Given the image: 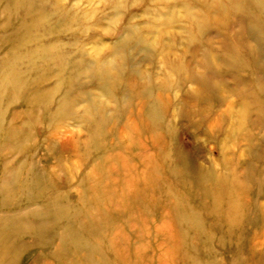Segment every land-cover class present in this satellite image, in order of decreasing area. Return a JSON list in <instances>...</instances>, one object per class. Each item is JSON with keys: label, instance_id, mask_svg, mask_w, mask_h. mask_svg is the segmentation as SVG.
I'll list each match as a JSON object with an SVG mask.
<instances>
[{"label": "rangeland", "instance_id": "rangeland-1", "mask_svg": "<svg viewBox=\"0 0 264 264\" xmlns=\"http://www.w3.org/2000/svg\"><path fill=\"white\" fill-rule=\"evenodd\" d=\"M216 2L0 0V264H264V16Z\"/></svg>", "mask_w": 264, "mask_h": 264}, {"label": "bare ground", "instance_id": "bare-ground-1", "mask_svg": "<svg viewBox=\"0 0 264 264\" xmlns=\"http://www.w3.org/2000/svg\"><path fill=\"white\" fill-rule=\"evenodd\" d=\"M176 1V0H174ZM197 1H200V0H197ZM227 3L225 2H222L221 0L216 2L217 6H216V11L217 13H220L221 15H223L224 17L226 18H229L232 16L233 13L239 11V10H243V11H246V12H256L257 14L259 15H263L264 16V0H227L226 1ZM248 10V11H247ZM188 14V13H187ZM193 20L194 22H197V17H193ZM216 24L218 25H223L224 24V21L222 20L221 18V21L217 20L216 21ZM129 28V27H128ZM130 36V34H128ZM19 57L15 59H12L9 55H7V59L5 60V64H7V66L15 69L14 72H16V75H11V77H4L2 76V78L5 80L4 84L10 86L12 88V90H22L24 91V89H32L33 90V85L32 82L28 81L27 80V75H29V72L31 71V61H29L27 63V66H25L24 68L22 67H19L17 66V63L19 61ZM66 61L62 58H58L56 61H51L52 63V68H57L59 69L61 65H63V63H65ZM46 63V62H45ZM45 63H41L39 64V70L40 72L44 75L45 74V70L44 69H41L40 67H44V64ZM49 64V63H48ZM48 64L46 65L45 68L48 67ZM19 65V63H18ZM34 69H38V68H34ZM102 75H105V79L106 81H109L110 85L112 83H116L118 82V78H117V75L115 73H112L111 70L109 68H106V69H102ZM9 76V75H8ZM3 79H2V82H3ZM103 79V78H102ZM111 80V81H110ZM10 94H13L10 92ZM15 95V94H14ZM10 97V96H9ZM15 98L18 99L21 101L22 104L24 105H27V106H30L33 104V100H32V97L27 94V95H22V96H19V95H15ZM154 105L153 104H149L148 108L149 110H152L154 109ZM107 114V113H106ZM108 116V114H107ZM33 118V117H32ZM101 118V124H107V122L109 121L108 118H104V116H102ZM31 119V118H30ZM29 120V119H28ZM96 123L94 124H91L90 126H92L91 128L93 129V133L96 132V128H95V125ZM15 131L14 128H12L11 126H7V127H3V121L1 122L0 120V157H2V171H0V179H1V182H0V206H7L8 203H9V196H14L16 194V191H12V188L14 187L13 185L15 184L16 180H18L17 178L19 177V169L16 170V163L9 166V167H6V163L5 162V155L3 154V148L4 149H7L9 150L10 152L13 151L11 149H8V148H14L15 145L17 146L16 143L14 142H10V140L12 138H10V133L13 134V132ZM16 132V131H15ZM25 138L28 137V134L27 133H24L23 135ZM96 135L93 134V145L96 144V145H101L98 141H96ZM14 143V144H13ZM18 148V147H17ZM9 152V153H10ZM21 153V152H20ZM16 161V158L14 160V162ZM15 165V166H14ZM13 166V167H12ZM27 173V177L29 178V181L28 180H25L24 182H21L20 185H18V191L20 193V200L24 199L26 201L28 200H34V198H31V195H32V190H27V186L28 185H31L36 182V186L38 187H42V189L44 188H49L51 187L52 188V185H50L49 180H48V177L46 176V174L41 171H37V172H33V171H26ZM43 180H46L44 181V183H48L49 185H45V184H41V181ZM27 183V184H25ZM24 185H27V186H24ZM40 189V190H42ZM52 198H56L54 196V194H51V195H47L46 197V200H49V199H52ZM51 206V203L48 202L46 204V208H49ZM94 213H90L89 216H93ZM80 243V241H78ZM80 245V244H79ZM84 246L82 247H86L87 249H90L91 246L88 245V244H83ZM87 264V263H85Z\"/></svg>", "mask_w": 264, "mask_h": 264}]
</instances>
